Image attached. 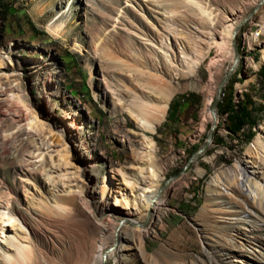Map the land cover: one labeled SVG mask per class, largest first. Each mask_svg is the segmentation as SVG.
Masks as SVG:
<instances>
[{
    "label": "rangeland",
    "instance_id": "374dc122",
    "mask_svg": "<svg viewBox=\"0 0 264 264\" xmlns=\"http://www.w3.org/2000/svg\"><path fill=\"white\" fill-rule=\"evenodd\" d=\"M242 1L0 0V204L23 212L11 229L0 232L2 249H15L12 240H20L32 246L41 264H68L69 257L88 264L104 225L108 250L114 244L110 231L129 217L148 227L136 247L124 251L126 264H218L204 251L203 237L229 248L230 264H264V209L258 207L252 223L244 220L245 201L237 192L223 188L224 201L211 203L207 192L214 176L238 161L264 172V89L258 72L264 64V0L249 1L241 10ZM236 11L241 56L212 120L207 102L216 100L234 62L232 36L221 30ZM195 59L198 64L191 66ZM160 91L171 99L150 133L130 107L138 96L158 102ZM230 94L234 103H256L252 120L234 133L221 112ZM12 101L31 107L40 123L55 130L67 123L75 131L64 132L66 144L60 145L54 129L37 133L26 121H15ZM214 122L206 149L194 157ZM145 133L155 141V168L162 175L163 204L152 209L151 218L144 211L128 214L129 205L141 203L140 189L155 169L143 152ZM41 137L50 140L49 148ZM62 148L75 153L72 164L61 160ZM45 167L53 170V187ZM79 185L89 205L76 198L70 211L57 210V198L74 195ZM200 227L221 230L202 237ZM80 233L86 242L78 240ZM120 259L115 254L98 264Z\"/></svg>",
    "mask_w": 264,
    "mask_h": 264
},
{
    "label": "bare ground",
    "instance_id": "6f19581e",
    "mask_svg": "<svg viewBox=\"0 0 264 264\" xmlns=\"http://www.w3.org/2000/svg\"><path fill=\"white\" fill-rule=\"evenodd\" d=\"M253 0H243L241 3V10H243V7L249 2ZM174 11V10H173ZM241 15L239 12L236 11L233 16H227V22L224 24L221 33L224 35L226 33L230 34L232 36V39H234V28L235 24L238 23L237 19ZM232 21V22H231ZM62 24H59L57 27L54 28V32L59 33L60 28ZM217 34V33H216ZM219 35V34H218ZM262 61H264V47L262 50ZM241 56V51H240ZM1 64V62H0ZM191 66H195L198 64V59L192 60L190 62ZM241 85V83L239 84ZM157 88V87H156ZM3 89H0V96L3 95ZM11 90V89H9ZM12 91V90H11ZM5 95V94H4ZM138 96L135 101L131 103V109L130 112L134 116V118L138 121L139 126L145 130L155 132L156 127L159 121L163 119L165 116V113L168 108L169 101L171 99V95L167 94L164 91L159 92L160 100L156 103L154 102H146L145 100H141ZM16 101H12V103L16 106ZM215 102V98L211 97L209 98L207 105H206V112H208V116L213 120L215 119V116H217V110L216 107L214 109V113L212 111L213 104ZM27 103V102H26ZM14 113V119L15 121H26L29 125H32L36 130L37 133L41 132L42 129L50 128L51 131L54 129L52 127V124L48 123H40L37 119V116L32 110L31 107L27 106L26 108H21L20 106H16L15 109H13ZM37 123L35 125L33 122ZM41 121V120H40ZM72 121L70 120V123ZM76 128V127H75ZM55 130V129H54ZM74 132L75 130L72 129L67 123H64L62 127H59L55 130V134L58 136L57 139H59L58 144L63 145L66 144L63 141V134L64 132L67 133L68 131ZM43 135V134H42ZM65 135V134H64ZM78 136V133L75 134ZM16 134H12L10 136H7V140H10L14 138ZM75 136V137H76ZM80 137V135H79ZM42 143L46 149L50 147V140H46L45 137H41ZM6 140V141H7ZM263 141V135L259 136L257 139L258 143H262ZM7 143V142H6ZM52 146V145H51ZM64 146V145H63ZM66 146V145H65ZM5 147V146H4ZM143 152L149 157V163L154 166L155 168V151H156V145L154 139L147 133H145V139L143 141ZM60 150V149H59ZM63 151L60 152L61 160H64V163H71V160L74 155L70 152V149H63ZM7 152V151H6ZM72 154V158H71ZM90 163V161L84 162V164L87 166ZM72 164V163H71ZM94 164V163H93ZM71 166V165H70ZM74 166V165H73ZM76 171H74V174H79L78 168H75ZM153 169V168H152ZM153 174L150 177V179L145 180L146 185L144 188L140 189V196H141V203L136 204V208H133V206H128V214H133L135 212H146L150 218L154 214L153 208H159L163 204V201L161 198H159V180L162 177L160 170L158 168L153 169ZM52 171L51 168L45 167L43 169V173L48 181L51 182V186L54 185V180L52 178ZM152 171V170H151ZM262 173V175L260 174ZM66 174V173H65ZM54 176V175H53ZM110 178V177H109ZM6 183V182H4ZM110 179H108L105 183V186L102 189V196H105L106 192H108V188L110 185ZM8 186V184L6 183ZM180 185V184H179ZM84 186V185H83ZM82 185H79L80 190H76L77 192L74 195H69V197H66L64 199L60 198L55 201L56 202V209L59 211H70L71 206L75 204L76 198H81L85 205H89V202L85 197L82 195V191L84 189ZM10 188V187H9ZM224 189H230L234 192H237L239 195H241L245 201V204L243 205V211L244 214V220H248L252 223L253 218L257 217L259 215L258 213V207H261L264 209V172L260 169V166L256 165H246L243 162H236L231 167L225 168L224 170L217 173L214 178L208 183L207 186V192L209 195V202H213L215 199L218 200V202L224 201L222 199L223 197L220 195L222 194L220 191ZM54 196V195H53ZM55 197V196H54ZM62 199V200H61ZM140 199V198H139ZM54 200V199H53ZM116 204H119V200L116 199ZM9 202V201H8ZM129 203V202H128ZM127 203V205H128ZM221 204V203H220ZM211 204H207L209 206ZM77 208V207H76ZM136 211H135V210ZM53 211V210H52ZM143 212V213H144ZM23 213L21 210L17 207L10 206L7 202L5 204H0V232L4 233L6 230L11 229V226L15 224V216L16 214ZM144 213V214H146ZM209 213V211H207ZM236 214V213H234ZM238 214V213H237ZM211 218L212 216H208V218ZM112 221L109 219V222ZM23 223L25 226L32 228L27 224L26 219H23ZM109 227V226H108ZM115 230L110 231V234H112L113 237V246L109 248L108 250H105V235L109 234V230L104 225V231L102 232V237L99 238L101 240L100 247L97 251L93 252V255L91 256V260L88 262V264H98L100 261H106L108 257L119 254L120 264H126V255L124 251L126 249H129L131 247H136V239L139 234H143L148 226H144V224H139L137 220H133L132 218L127 217L125 220H120L117 226H115ZM209 227V226H208ZM128 228V229H126ZM28 229V230H30ZM111 230V229H110ZM220 228L217 227H211L207 229V227H200L199 231L201 233V236L203 237L204 233H209L213 236L214 233L220 232ZM15 239V238H14ZM78 240L87 241V237L85 234L80 233ZM105 243V244H104ZM203 243L205 245V252L209 256L211 260L217 261L218 264H230V256L232 255V252L229 248H226L220 244L215 243L212 239H207L203 237ZM12 245H14L15 249H2L5 251V262L3 264H41V262L36 261V254L34 253V250L32 246L23 244L20 242V240H12ZM9 246V245H8ZM78 247V246H77ZM138 247V246H137ZM89 248V247H88ZM76 253V252H75ZM71 254V253H70ZM65 257V256H64ZM68 264H76L74 259H68ZM83 261H79L77 264H82Z\"/></svg>",
    "mask_w": 264,
    "mask_h": 264
},
{
    "label": "trees",
    "instance_id": "16d2710c",
    "mask_svg": "<svg viewBox=\"0 0 264 264\" xmlns=\"http://www.w3.org/2000/svg\"><path fill=\"white\" fill-rule=\"evenodd\" d=\"M260 82L264 89V64L259 68ZM256 107L255 101L251 99H238L236 103L233 102V96L230 94L228 101L222 105L221 112L227 114L229 124L227 128L230 132L241 129L244 125L252 120V110ZM249 134H251L249 132ZM248 137H251L248 136ZM249 139V138H248Z\"/></svg>",
    "mask_w": 264,
    "mask_h": 264
},
{
    "label": "water",
    "instance_id": "95a60500",
    "mask_svg": "<svg viewBox=\"0 0 264 264\" xmlns=\"http://www.w3.org/2000/svg\"><path fill=\"white\" fill-rule=\"evenodd\" d=\"M238 30H239V25H238V26L236 27V29L234 30V39H233V46H234V62H233V65H232L230 71L224 76V78L222 79V81H221L220 84H219L217 98H216V100H215V102H214V104H213V107H212V111H213L214 115H215L214 109H215V107H216L217 100L219 99L220 94H221V92H222V89H223V87H224L226 81L228 80V78H229V76H230V74H231V71L233 70L234 66L237 64V62H238L239 59H240V49H239V47L237 46V43H236V40H235V36H236V34L238 33ZM215 124H216V123L214 122L213 125H212V127H211V129H210V131H209L208 134H207V141H206L201 147H199V149L193 154L194 157L197 156L198 154L202 153V152L206 149V147H207V142H209L210 139H211V137H212V130L214 129Z\"/></svg>",
    "mask_w": 264,
    "mask_h": 264
}]
</instances>
